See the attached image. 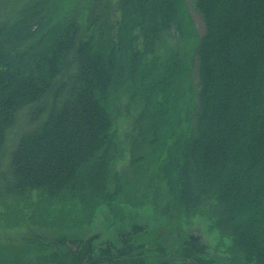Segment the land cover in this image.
<instances>
[{
  "label": "trees",
  "instance_id": "trees-1",
  "mask_svg": "<svg viewBox=\"0 0 264 264\" xmlns=\"http://www.w3.org/2000/svg\"><path fill=\"white\" fill-rule=\"evenodd\" d=\"M95 2L22 3V16L0 27V226L71 193L91 197L89 210L105 201L113 101L126 88L143 100L130 135L138 187L152 180L153 191L204 216L218 231L219 264H264V0H195L200 36L185 0H121L110 41L80 33ZM171 26L180 44L163 62L141 66L135 55L130 66L137 30L148 50ZM45 96L50 105L36 107ZM21 105L37 119L8 147Z\"/></svg>",
  "mask_w": 264,
  "mask_h": 264
},
{
  "label": "rangeland",
  "instance_id": "rangeland-1",
  "mask_svg": "<svg viewBox=\"0 0 264 264\" xmlns=\"http://www.w3.org/2000/svg\"><path fill=\"white\" fill-rule=\"evenodd\" d=\"M39 1L43 0H24L22 3L23 6L37 5ZM95 1L93 22L91 26H83L80 33L88 37L103 33L109 41L116 39L121 0ZM185 2L200 36L205 30L204 18L194 6L195 0ZM21 4L18 0H0V27L8 24L9 17L13 21L22 16L19 12L23 7ZM16 7H19L17 14L13 12ZM79 12L80 21H86L83 12ZM28 23L35 25L33 17ZM136 33L138 35L132 39L133 56L127 51L130 66L134 65L131 61L135 55L142 59L141 66L150 60L163 62L180 44L181 36L172 26L163 29L148 50L143 49L142 43H145L141 32L137 30ZM127 93L125 88L113 101L115 146L108 165L105 201L89 210L91 197L80 201L71 193L66 203L56 200L50 207L51 202L42 205L34 216L36 218L21 216L16 225L0 226V264H76L79 257L87 260L96 254L122 256L121 264H219L216 245L220 246L221 241L218 243V231L204 216L189 214L172 197L153 191L152 180V183L144 180L138 187L130 162V135L143 100L140 92L136 98ZM48 99L45 96L36 107H48ZM32 113L30 105H21L16 121L7 128L8 147L37 119L32 121ZM43 117L42 114L39 119ZM157 167L159 163L152 162V170ZM153 171L151 173H155ZM156 176L159 181L155 183L162 187L163 180L158 174ZM139 178L142 180L143 176ZM159 194L161 200L159 196L156 200H160V207H155L150 199ZM222 242L228 243V239L223 238Z\"/></svg>",
  "mask_w": 264,
  "mask_h": 264
},
{
  "label": "flooded vegetation",
  "instance_id": "flooded-vegetation-1",
  "mask_svg": "<svg viewBox=\"0 0 264 264\" xmlns=\"http://www.w3.org/2000/svg\"><path fill=\"white\" fill-rule=\"evenodd\" d=\"M87 257V256H85ZM123 260L124 257L122 256H111V255H95V256H90V259H81L80 257L77 260L76 264H121V262L119 260ZM84 260V261H83ZM124 261V260H123ZM178 264H182V263H178ZM186 264V263H183Z\"/></svg>",
  "mask_w": 264,
  "mask_h": 264
}]
</instances>
